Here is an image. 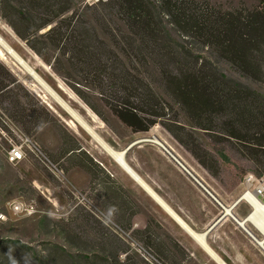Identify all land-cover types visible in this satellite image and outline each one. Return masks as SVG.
Masks as SVG:
<instances>
[{"label": "rangeland", "instance_id": "374dc122", "mask_svg": "<svg viewBox=\"0 0 264 264\" xmlns=\"http://www.w3.org/2000/svg\"><path fill=\"white\" fill-rule=\"evenodd\" d=\"M199 1L202 5L207 2L216 9L230 11L244 7L254 9L264 5V0ZM72 2V10L90 21L98 35L109 46L113 47L109 31L118 32L121 28L122 32H126L119 18L107 16L102 20L99 17L100 13L105 11L101 5H88L85 0H72ZM12 3L17 4L16 0H12ZM0 35L35 75L27 71L18 63L19 61L3 49L0 63L33 93L41 107L50 112L44 125L27 133L63 170V176H56L34 157L17 165H11L6 161L5 151L0 146V264H31L32 256L43 263L47 260L48 248L52 246L64 249L68 253L101 252L108 248L104 245L106 237L114 235L129 246V253L140 260L141 264L207 262L199 249H196V257L190 256L189 253V256L183 257L180 251L171 245L167 239L168 235L172 236L171 230H178L181 238L184 237L183 230L125 173L92 135L72 119L58 100L74 109L107 144L116 150H123L138 138L156 136L162 142H167L165 144L172 147L173 152L187 166L193 167L204 176L206 180L204 183L217 193L226 205L233 204L241 196L244 176L247 173L258 175L256 170L260 165L257 163L259 160L264 161V155L259 150L244 147L235 138L224 135L223 132L232 130L246 137H258L254 132L264 128V114L249 117L248 126L255 130L247 129L245 125L234 123L226 110L220 111L219 114L201 111L187 114L161 89H158L166 102L171 105V107L166 106V116L163 120L176 119L175 121L193 133L195 143L209 153L207 160L213 171L217 173L213 176L162 124L157 122L146 132H132L111 111L105 101L109 96L101 95L97 91L92 78L78 76L66 62L62 64L64 67L62 72L55 71L51 64L35 53L1 16ZM212 50L203 47L198 51L211 57L227 76L264 94L263 82L241 75L229 62L215 56ZM50 53L51 57L55 54L54 51ZM69 84L75 85L88 103ZM71 122H74V125ZM259 122L263 126L257 129ZM199 126L211 129H203ZM8 134L13 135L9 129ZM151 145L150 142L135 144L126 154L129 164L138 163L137 171H141V174L147 171L153 175L155 171L163 168L160 158L149 150L148 147ZM71 147L80 148L81 153L79 150L74 153L66 152ZM84 161L94 167L98 175L96 179H92L83 169ZM168 173V179L175 181V185H180L174 178V173L171 174L166 170L165 176ZM112 179L117 185L112 183ZM13 202L21 203L24 209L14 212L11 208ZM187 206L191 210L194 202L191 201ZM250 209L247 203L241 201L234 206L233 212L243 217ZM129 220L131 227L127 228ZM147 224L150 225L156 240L160 237V240L163 239L167 243L168 249L164 255L155 247L147 246L142 236L134 232L137 229H144ZM249 228L257 237L262 238L261 233L259 234L252 225ZM189 243L191 247L192 244ZM124 257L125 255L121 254V259ZM208 264L212 263L208 262ZM256 264L264 263L256 262Z\"/></svg>", "mask_w": 264, "mask_h": 264}, {"label": "trees", "instance_id": "16d2710c", "mask_svg": "<svg viewBox=\"0 0 264 264\" xmlns=\"http://www.w3.org/2000/svg\"><path fill=\"white\" fill-rule=\"evenodd\" d=\"M16 2L0 0V16L55 71L62 72L66 62L78 76L92 78L97 91L109 96L105 101L111 111L132 132H146L157 122L162 124L213 176L217 173L207 160L209 153L195 143L193 133L176 119L163 120L166 106L171 105L158 89L187 114L226 110L234 123L247 129H253L248 126L249 117L264 114V94L227 76L211 57L198 51L213 49L215 56L229 62L241 75L264 83V5L230 11L207 2L202 5L199 0H106L95 4L105 8L99 17H117L126 29L109 31L111 47L90 21L72 10V0ZM51 51L55 52L52 57ZM69 85L88 103L75 85ZM3 115L28 134L44 125L50 112L0 63V125L6 129ZM262 126L259 122L257 129ZM254 133L258 137L223 132L264 155V128ZM76 150L81 153L78 147L66 152ZM86 161L83 169L96 179L94 167ZM257 164V174L264 175V161ZM112 183L117 185L114 179ZM134 232L147 246L166 253L167 243L160 237L156 240L149 224ZM167 239L183 257L189 256L172 236ZM104 245L108 247L104 251L90 253H68L52 246L47 260L42 263L32 256L31 264H141L118 236L106 237Z\"/></svg>", "mask_w": 264, "mask_h": 264}, {"label": "crops", "instance_id": "0c3cea01", "mask_svg": "<svg viewBox=\"0 0 264 264\" xmlns=\"http://www.w3.org/2000/svg\"><path fill=\"white\" fill-rule=\"evenodd\" d=\"M164 143L167 144L165 141ZM151 144L152 145L148 147L149 150L160 158L164 169H158L153 175L147 171L141 174V171H137L138 163H133L132 166L127 162L126 156L125 162L127 166L129 165L128 167L131 168L136 177L128 173L123 166H119L168 214L170 219L183 230V238L179 236L178 230L176 229H172L170 233L172 237L186 249L190 256L196 257V249H199L203 252L207 260V262L203 264H208V262L212 264L264 263L263 248L257 241L255 242L248 235L243 226L238 224L235 218L231 217V215L234 214L235 217L242 220L247 214L242 217L233 212V207L230 208L231 214L226 213L225 216L215 222L222 214V207L160 146H158L157 143ZM133 160L136 161V159ZM191 169L195 171L194 173L202 182L206 181L202 174L193 167H191ZM166 170L171 174L172 172L174 173V178L181 186L175 185V181L168 179L169 173L165 176ZM139 179L144 182L178 218L173 216V214L161 204L142 183H140ZM155 188L158 190H155ZM215 194L217 196V193ZM219 199L223 203L221 198ZM191 201L194 202V206L190 210L187 204ZM231 205L227 206V208ZM214 222L215 224H213ZM246 225L251 224L246 223ZM207 229L208 231L206 235H204ZM188 241L191 242L192 248Z\"/></svg>", "mask_w": 264, "mask_h": 264}, {"label": "built area", "instance_id": "2783aa9c", "mask_svg": "<svg viewBox=\"0 0 264 264\" xmlns=\"http://www.w3.org/2000/svg\"><path fill=\"white\" fill-rule=\"evenodd\" d=\"M103 1L106 0H85L86 4L88 5H94ZM2 121L8 128L4 129L0 125V146L5 151L6 161L9 164L17 165L21 161L28 160L31 159V157H34L54 175L63 176V170L58 165V163H55L51 159L47 151H45L33 137L24 133L6 115H3ZM8 129L10 130V133H13V135L8 134ZM243 185V195L239 197V202L244 201L249 205L251 199H257L264 205V175L247 173L244 176ZM243 196L244 198H242ZM11 208L14 212H20L24 209L22 204L17 202L11 203ZM247 227L249 228L250 225H247ZM245 231L253 240L256 239L255 237L257 235L252 231V229H245ZM256 231L259 233L258 230ZM261 236L262 235L260 234V237Z\"/></svg>", "mask_w": 264, "mask_h": 264}, {"label": "bare ground", "instance_id": "6f19581e", "mask_svg": "<svg viewBox=\"0 0 264 264\" xmlns=\"http://www.w3.org/2000/svg\"><path fill=\"white\" fill-rule=\"evenodd\" d=\"M2 49L6 51L10 56L15 58V60L19 61L22 66H24L27 71L34 74L33 70L26 64H23L24 61L14 52V50L11 48L10 45H8L3 37L0 35V55L3 53ZM24 68V69H25ZM61 106L70 114L72 119L80 125L89 135H92V137L96 140V142L106 151L108 155L120 166H123L128 173H130L132 176L136 177L135 174L132 172V170L127 166L125 162V155L123 150H116L112 148L109 144H107L93 129L91 125H89L85 120H83L79 114L66 105L65 103L58 100ZM72 125H74V122H71ZM141 139H152L153 142L159 144V142H162L159 138L156 136H152L150 138H141ZM164 143V142H163ZM137 179V178H136ZM140 183H142L146 189L154 196L156 197L161 204H163L176 218H178L156 195L155 193L144 183L139 179ZM243 193L241 194V196ZM240 196V197H241ZM245 196V195H244ZM244 196L242 198H244ZM251 209L249 213L245 216L244 219L239 220V224H241L244 227H247L246 223H250L256 230H258L262 234V238L255 237L256 241L260 244V246L264 250V205L257 199H251L249 203ZM226 213L231 214V209L228 207L226 209Z\"/></svg>", "mask_w": 264, "mask_h": 264}, {"label": "water", "instance_id": "95a60500", "mask_svg": "<svg viewBox=\"0 0 264 264\" xmlns=\"http://www.w3.org/2000/svg\"><path fill=\"white\" fill-rule=\"evenodd\" d=\"M142 142L155 143L152 141V139L138 138V139L132 141L131 143H129L125 148H123L124 155L126 156L127 152L132 148V146H134L135 144H138V143H142ZM157 145L160 146L185 172H187L222 207V214L220 215V217L215 222H217L219 219H221L223 216H225L226 215L225 209L229 205L223 204L220 201V199L216 196V194L204 182H202V180L192 171V169L189 166H187L184 163V161L181 160V158L179 156H177L169 146H167L163 142H159V144H157ZM239 200H240V198L235 200L234 203L229 208H233L239 202ZM231 217L235 218V220L239 224L240 221L237 217L234 216V214L231 215ZM215 222L213 224H215ZM243 228L249 230L248 227L243 226ZM208 229L204 232V235H206V232L208 231ZM254 241L256 242V239Z\"/></svg>", "mask_w": 264, "mask_h": 264}]
</instances>
